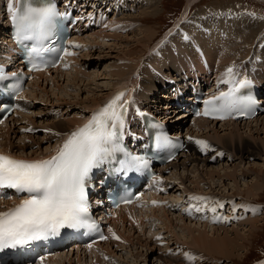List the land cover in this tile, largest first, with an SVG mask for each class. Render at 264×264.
<instances>
[{
    "label": "rangeland",
    "instance_id": "1",
    "mask_svg": "<svg viewBox=\"0 0 264 264\" xmlns=\"http://www.w3.org/2000/svg\"><path fill=\"white\" fill-rule=\"evenodd\" d=\"M147 1L148 0H143V3ZM187 1L188 0H164L163 3L159 4L160 11L162 12L159 17L155 18L153 16H147L145 18V22L147 23H145L146 25L144 27L152 26V28L156 30L152 41L147 37H141V41L139 42L134 40L133 35L137 32L135 30V25L133 28H131V30L129 28L122 29L116 25L117 22L114 21L117 20V18L120 19L122 17H125V14H127L124 13V11H122L123 13H119L117 15L116 12H119V10L117 9L115 13L111 12V16H109L110 13L108 14V16H105L108 19L105 20L104 17V20L106 22H110L112 19L111 22L113 27L111 26L110 29L109 27H107V23L102 28L104 30H100V27L95 29L93 32L85 33L82 37L85 39L84 42L86 40L87 41L74 49V54L69 57L68 63H70V60L73 59L72 57H74L75 60L72 65L69 64V68L64 71L61 70V72L63 73L61 79L55 83H52V78H49L48 82L46 83L45 81L41 80V89H39L38 92H34V94L36 93L37 95L33 96L32 91L31 93L29 92V97L28 99H24V104L26 105V107L33 109L28 113L20 114V116H18L19 118L24 117L23 122L20 124L21 126L23 125V128L20 129L23 131V133H20L19 131L16 135L11 133L12 142L19 143L20 145H25L30 142V144H33L32 146L34 147L25 148L26 153H32L33 151H35V149H38V146H40L41 149H38L39 152L41 151L45 154V152L48 151L46 150L48 149V147H50L49 149H53L57 145L56 138H51L50 140L48 139L50 133L47 130L46 126L50 125V123L56 119L64 117V120H68V118L72 117V115H78V109H81V107L84 106L83 104L87 105L90 101V98L104 96L105 94H107L109 90L113 88V84L117 83L116 81L119 82V87L127 86V88H129L128 84H124L123 86L122 83L128 82L129 78L135 79V75L137 73L139 75L137 76V79H139V77H143L142 75H144V73L143 71H141V69H144L145 71V69L150 67H154L159 71L154 70V72L152 73L151 70L150 73L145 76L147 79L155 82L156 76L158 75L155 83H161L162 77L163 79L171 78V71L173 72V70H180L182 65L178 64L177 70H175L173 68L175 64L172 61L171 57L168 56V53L176 54L178 51V47L182 45V41H187L188 45L191 46L193 45V43H197L195 37V40L193 38L191 39L192 35L201 37L199 36V34H201L203 30L214 31L213 28L205 26L207 25L206 22L208 21V15L216 14V12H221L223 14L229 11L239 14V11H241L243 14H250V16L256 17L257 15L259 18H256L255 20H259L260 22L264 21V2L262 0H195L192 6L194 8H191V12L186 15L184 21L179 23V19L183 14L184 9L186 8ZM113 3L114 1L111 4ZM137 3L138 7L133 6L134 8H130V11L133 12V15H137L139 12L138 10L143 9L141 8L142 2ZM4 5H6V7H4ZM1 6L2 8L7 9V1L1 0L0 7ZM111 6L112 5L109 6V9L111 8ZM106 7L107 6L104 3L103 8ZM120 8L123 7L121 6ZM207 9H209V11H207L206 14L202 13L203 15H201V12H199L205 11ZM1 11L3 10H1L0 8V12ZM243 21H246V18H244V16H240V18H238V23ZM171 29L172 31L169 32ZM160 39H162V41H160ZM205 39L207 40V38ZM263 39L264 34L262 35L261 33L259 40H257V42L259 43H256L255 47L258 55L261 51L260 49L262 45H264ZM239 40L240 43H238L237 46H240L242 38L234 39V41ZM158 41H160V44L156 46ZM131 44L132 54H127V49H129L128 47H130L129 45ZM195 48L199 49L200 45H195ZM251 51L253 50L251 49ZM251 51L245 56L251 55ZM75 52H79L78 55ZM188 54H193V58L196 56L194 55L196 54V52L193 51H189ZM178 59L184 64L186 57H180ZM255 59L256 58L253 54L251 60ZM77 60L79 62H77ZM231 63L233 64V62ZM119 65H126L133 72L130 71L126 76L119 77L118 79V75L115 74L119 73L117 71V68L120 67ZM253 65L256 67V69ZM247 67L252 73L256 72L255 74H257V70L260 72V67L252 62H250ZM78 69L79 71H77ZM234 69L237 68L234 67ZM156 71L158 72L157 75L155 74ZM80 72L83 73L81 76L82 78L80 77L81 80L77 79L72 81L75 76H77L76 74H80ZM53 75L55 76V73ZM226 79L227 77L224 76L222 80ZM138 91L142 94L146 93L148 97L146 100L144 99V97H141L139 99L140 103H142V101L145 102L144 104H150L151 102H153L155 103V105H158L160 106V108H162L161 105L156 104L155 100L153 101V99H156L155 97H157V99L159 100L163 99V96L161 97L158 92L156 95H153L150 93L149 88L143 86L139 87ZM41 95H43V97ZM32 96L33 98L35 97L34 100ZM65 100L69 101L67 106L73 107V109L71 110L72 113L65 112L67 106L65 107L58 105ZM161 101L163 102V100ZM49 103L52 104L51 106H53V109L49 105ZM65 103L66 102H63V104ZM102 104L105 105L104 102ZM97 108L98 107H96L95 110ZM16 119H12V122L7 124L6 128H11L18 125ZM234 122L243 124V122H246V120ZM258 124L259 125L254 126L251 131L257 132L256 130L260 128L259 137H264V129H262L264 128V121L259 120ZM217 126V130H221V134H227V132L230 130V128H228L226 132L221 128L220 124ZM211 127L212 124L209 127H203L204 129L202 128L200 132H194L193 130L191 131L190 135L193 134L192 136L198 137L199 140H204L207 142L211 141L213 140H210L211 135H215L212 131H210ZM26 128H31L32 131H25ZM241 129V131H245L246 128L244 129V126H242ZM251 131L248 130L245 132L250 133ZM187 132L189 131L187 130ZM19 136H21L22 138H20ZM24 139H26V141ZM50 143L52 144V146ZM219 144L221 145V143ZM15 145L17 146V144ZM219 148L220 147H212L211 150L208 149V151L204 154H195L189 156L190 159H193L196 156L198 157V160L195 163H191L189 162L191 160H187L186 158L181 157L180 161L185 160L187 166L184 167L182 165L184 163L181 162L178 170H174L171 168L172 170L168 171L166 177H169L167 179L169 182L176 183L180 179V176H182L185 181L184 186H180L181 188L179 187L180 189L178 190V188L174 185L169 188V186L172 185L169 184L167 187V189H169V194L161 197L154 194V198L158 201V203L154 205V207H156L154 212L150 210V207L149 209L143 211L146 214V218H148L147 223L144 226L135 224L131 228V230L128 229L127 231H125L126 236H130V242H121L118 244V246L112 245L110 246V248L106 247V249H109V251L113 250V252L108 253V256H106L105 258H103L105 250L100 251V249H98L96 252L94 250L92 255H96L97 257H99V254H101V260L99 263L178 264L183 262L184 264H191L189 262L190 260L193 262L192 264H264V188H262L261 191L257 194L258 197L256 199H252L253 202L248 203V195H246L247 183L251 184L252 181L254 183L258 180L259 182H263L262 178L264 174L260 172V163H258L263 162L261 161L262 157L261 159H258L259 157L251 156L250 158H245L242 162H240L239 159H236V157L231 154L232 149L230 147L227 152H221L223 149ZM221 153L223 155H221ZM213 157H215V159H213ZM213 168L219 169L221 174H223V172L226 170L238 168V181H236L235 183L231 178H221L218 174L211 175L209 171H211ZM240 189L243 192V196L238 194V190ZM189 196H204L210 198L207 201L206 207V212L208 213H206V216L203 215L204 220L200 219L199 214H201V212L194 215L193 213H189V211H187L189 208H192L191 206L188 207V205L192 203V200L189 199ZM164 198L167 199V204H161V201ZM195 202H198L200 207L205 206L203 201L196 200ZM218 202H221V204H223V207H217L216 213H212L211 211L207 210L208 208L210 209L211 207H214V205L218 204ZM175 204H177V207H175ZM245 205H250L252 209L250 207L244 209ZM254 212H256L258 215H262L263 217L261 218V221H259L256 225L249 226L244 222L247 221L246 217H251L252 214H255ZM257 214L255 215L257 216ZM214 217H227V219L221 218L214 220ZM225 220H229L225 224L227 226L226 230H229L231 227L234 228V226L237 229H241V232H243L242 230L246 228L248 229L246 232V237L242 241L246 245L245 253L243 256H235L230 259H225L222 256H217L214 259H208L207 256L203 255V252L207 253L205 250H203L202 252L199 247H196L189 243L192 241V234L189 233L190 230L188 228H193L196 235H198V232H200L201 229L202 231L213 232V228L220 226L221 223ZM238 224L239 226H237ZM240 224L243 225L241 226ZM120 230H122V228H120ZM219 230H221V228ZM222 231H224V229ZM116 233L117 234L114 233L115 237H120V235H118V232ZM210 234L212 235V233ZM137 239H141L144 242L143 245L138 244L140 241ZM115 241H117L116 238L114 239V242ZM144 244L146 245V247ZM150 246L152 249L150 248ZM148 247L150 248L149 250ZM198 251H200L202 255V257L200 258L196 256ZM158 254L161 257H158ZM189 256L193 257V259H189ZM87 258L88 260L85 264H90L95 259L90 258V256H88ZM75 259L76 256H73L72 264H77Z\"/></svg>",
    "mask_w": 264,
    "mask_h": 264
},
{
    "label": "bare ground",
    "instance_id": "2",
    "mask_svg": "<svg viewBox=\"0 0 264 264\" xmlns=\"http://www.w3.org/2000/svg\"><path fill=\"white\" fill-rule=\"evenodd\" d=\"M6 1H7V6H8V0H6ZM67 1H69V6L75 11L76 16L81 15V17H84V13H86V12L82 13V11H89V10L91 11V10H94L95 7L103 8L104 3L107 7L112 5L110 10L113 13H115L118 9L119 12H116L117 15L119 13H123L122 11H124V13H127V14H125V17H122L120 19L117 18V20H115L114 22H117L116 25L122 29L129 28L131 30V28H133L135 25L136 29L135 28L134 29L137 32L134 33L133 38H134V40L139 42V41H141L140 40L141 37H147L151 41L154 38L153 36H154L156 30L153 29L152 26L151 27L150 26L144 27L146 25L145 23H147V22H145V18L147 16H153L155 18L159 17L162 13L160 11V5L159 4L163 3L164 0H148L147 2H144V3H143V0H91V1H88V0H67ZM113 1H114V3L111 4ZM262 1L264 2V0H262ZM14 2H16V0H14ZM137 2H142L141 8H143V9H139L138 14L133 15L132 14L133 12L130 11L131 10L130 8L133 6L138 7ZM194 2H195V0H188L187 1L186 8L184 9L183 14L179 19L180 20L179 23L184 21V18H186V15L191 12L190 9L194 8V7H192ZM118 3H119V5H118ZM121 6L123 8H120ZM228 6H232V5H228ZM0 8H1V10H3L0 12V19H2L5 16L4 12L7 9L2 8V6ZM207 11H209V9H207L205 11H199V12H201V15H203L202 13L206 14ZM109 13H110L109 11L108 12L101 11L99 13V15L95 16L94 23H99V24L102 23V24H100V27H101L100 30H104L102 28L107 23H108L107 27H109L111 29L112 19L110 22L105 21V20H108L107 17H105V16H108ZM134 16H137V17H134ZM240 16H244V18H246V21L238 23V18H240ZM104 17H105V20H104ZM116 17H114V18H116ZM256 18H259V17L257 15H256V17L250 16V14H247V13L243 14L241 11H239V14H236L234 12L229 11V12H225L223 14L221 12H216V14L208 15L207 16L208 21L206 20L207 25H205V26L213 28L214 31H209V30L208 31H206V30L202 31L201 30L202 33L199 34V36H201V37H197L194 35L191 36V39L192 38L194 39V37L196 38L197 43H193V45L191 46V45H188L187 41H182V45H180L178 47V51L176 54H174V53L169 54L168 53V56L171 57L172 61L175 64V65L173 64L174 65L173 68L177 70V66H178V64H180V65H182L181 69L188 70V74L190 75V74H192L190 72V70H192L190 68L191 62L192 63L194 62V65L197 68H204V67L207 68L206 64H207V62L208 63L210 62L209 68L211 70H213L211 77H213V79L215 80V83L217 85V84H223L222 82L220 83V81L224 78V76H225L224 73H225L226 69L234 66L237 68V69H234L235 72L237 73V75H236L237 77H235L236 79H243L244 77H247L248 79H251L255 82H257V81L262 82V87H264V45H262L259 55L255 50L256 43H259V42H257V40H259L261 33H262V35L264 34L263 33L264 21L260 22L259 20H255ZM179 23H177V24H179ZM176 25H175V28H176ZM100 27H95V29L100 28ZM90 30H92L91 27H90V29H88L87 25H85V26H80L79 29L72 30V33L73 34H79V33L82 34L79 36V38L77 40L79 42L81 41L84 44L87 40L84 42L85 39L82 36L85 33H89ZM93 31H91V32H93ZM171 31H172V29L169 32H171ZM5 37H6V33L4 35H2V33H0V42L2 40H5V41H8L6 43L7 45L13 46L14 44H13L12 39L11 38L5 39ZM205 38H207V40ZM239 38H242V40H241L240 46L239 45L237 46V44L240 43V40L234 41V39H239ZM160 41H162V39H160ZM160 41H158L156 46L160 44ZM263 41H264V39H263ZM261 44H259V45H261ZM195 45H200V48L199 49L195 48ZM129 46L130 47H128L129 49H127V54H132V44ZM251 49L253 51H251ZM204 50H205V52H204ZM189 51L196 52V54H194L196 56L193 58V54L192 55L188 54ZM250 51L252 52V54L245 56ZM78 53L79 52H77V55H78ZM253 54L256 58L255 60H251ZM180 57H186L184 64L178 59ZM72 58L73 59L70 60L71 65L73 64V62L75 60L74 57H72ZM191 58H193V59H191ZM68 59H69V56L67 57V60ZM77 62H79V61L77 60ZM231 62H233V64ZM250 62L257 64V66L260 67V72L258 70H257V74H255L256 72H254V73L250 72L249 68L247 67V65ZM66 65L68 68L69 63H66ZM255 69H256V67H255ZM61 70L62 71L66 70L65 65H64V67L55 68L54 70H51V71L48 70V72L38 73L36 75L35 79H33V81H31L29 83V87L27 88L26 93H24V97H26L28 99L29 92L31 93V91L33 93V96H36L37 94L36 93L34 94V92L35 91L38 92V90L41 89L40 88V86H41L40 81L41 80L45 81V83H46V82H48L49 78H52V83L58 82L61 79V77L63 76V73L61 72ZM151 70H152V73L154 72V70L159 71L158 69H156L154 67L147 68V69H145V71H144V69H141V71H143V73H144V75H142L143 77H139V79H137V76H139L137 73L135 75V79L129 78L128 82L122 83L123 86H124V84H128L129 88H127V86L122 87L121 85H120L121 87H119L118 86L119 82L116 81L117 83L113 84V88L111 90H109V92L107 94H105L104 96H97V97L90 98L89 99L90 101H89V103L87 102L88 103L87 105L83 104L84 106L81 107V109H78L79 110L78 115L77 114L72 115V117L68 118V120H64V117L54 120L53 122L50 123V125L46 126L47 130L50 133V134L48 133L49 138L48 137L47 138L49 140L51 138H56L57 139L56 140L57 145L61 141L63 142L71 132H73L74 130L79 128V125H81V123L84 122L86 120V118L90 117V115L92 114L93 111H95V108L98 107V105L99 106L103 105L102 104L103 102L106 105L114 96H116L120 92L125 93L124 99L128 100L129 102L137 101V99L139 100L141 97H144L145 100L148 98L146 93L142 94L138 91V88L142 87V86L149 88L150 93L153 95H156L158 92V89L161 88V83L163 82L162 85L165 84L164 80L166 78L163 79V77H162L161 83H155L157 80V76H158L157 75L158 72L156 71L155 74L157 76H156L155 82L147 79L145 76L148 75ZM77 71H79V69ZM117 71L119 73L115 74V75H118V79H119V77L126 76L132 70H130L126 65L125 66L121 65L120 67L117 68ZM82 72H84V71H82ZM82 72H80V74L75 73L77 76H75V78L72 81L77 80V79L81 80V78H82L81 76L83 74ZM136 72H137V70H136ZM54 73H55V76L53 75ZM171 73H172V71H171ZM159 77H160V75H159ZM59 86H60V84H59ZM210 89L212 90L213 88H209V90ZM43 91H44V89H43ZM40 94H41V92H40ZM173 94H175V95H173ZM176 95H177V93L163 94L162 95L163 99H164V97H167L166 98L167 102H164V103H166L165 105L160 104V103H162L161 100H163V99L159 100V99H157V97H155L156 99H154V100H155L156 104H159L161 106H165L163 108H167L170 106L169 104H167V103H169L168 100L172 99ZM33 96H32V98H33ZM41 96L43 97V95H41ZM34 98H33V100H34ZM63 102H66V103L63 104ZM63 102L58 104V105L66 107L69 103V101H67V100H65ZM144 103L145 102L142 101L141 104L144 105ZM151 103H153V102H151ZM49 105L51 106L52 104L49 103ZM51 107L53 109V106H51ZM139 107L141 110H143V108L141 106H139ZM32 109L33 108L27 107V111L25 110L21 114L28 113ZM72 109H73V107L67 106L65 109V112L70 113ZM186 117H187L186 113H184L183 111H180V113H178V119L177 120L173 119L172 117H169L168 120L171 121L173 126H178L179 123H182L186 120ZM23 120H24V117L16 119L18 125L14 126V127L6 128L7 124H5L0 128V151L1 152L3 151V152L10 154V155H14L15 157H19V155H20V156L29 157V158L41 157V156H44L47 153H49V151H51L52 148L49 149L50 147H48V149H46L48 151L45 150L46 152L44 154L41 151L39 152L38 149H41L40 146H38L37 147L38 149H35V151H33L32 153L31 152L26 153L25 148H33L34 147V146H32L33 144H30V142H28V144L20 145L19 143L12 142L11 133H13L14 135H16L18 133V131L20 133H23V131L20 130L23 128V125L22 126L20 125L23 122ZM259 120L264 121V115L260 116L259 119H256V120L252 119L250 121L243 122V124L242 123L240 124L238 122H234L231 120H228L227 122H209V121L204 120V119L195 120L192 123V127L187 128V130L189 132H187L188 133L187 134L188 140H187L185 152L179 157V159L175 160L174 162L169 164V166H167L164 169L163 175L165 177V180H166V178L167 179L169 178V177H166V174L168 173V171L172 170V169L178 170V168L181 165V162L184 163V164H182L184 167L187 166L185 160L180 161L181 157H184L187 160H191V161H189L191 163H193V162L195 163L198 160V157L196 156L194 158L192 157L193 159H190L189 156L195 155V154H204L205 152L208 151V150L207 151L201 150V147L196 144V141L199 140V138L196 136H192L193 134L190 135V133L193 130H194V132L195 131L200 132V130L203 127H209V126H211V124H212V127H211L210 131H212L215 135H211L210 140L211 139H213V140L208 141V144L210 145L209 150H211L212 147H216V148L220 147L221 149H223L221 152H224V151L227 152L229 150V147H230L232 149L231 154H233L236 157V159H239L240 162H242L243 159H245V158H250L251 156L252 157L253 156L259 157L258 159H261V157H262L261 161H263V162H258V163H260V169H261L260 172L264 174V137L263 136L259 137L260 128L256 130L257 132L251 131L254 126L259 125L258 124ZM11 121L9 123H11ZM219 124H220L221 128L225 131L228 128H230V130L228 132L226 131L227 134H221L220 133L221 130L220 131L217 130V127H218L217 125H219ZM242 126H244V129L246 128L245 131L249 130L251 132L246 133L245 131H241ZM262 129H264V128H262ZM43 131H46V130H43ZM172 133H173V135H176L175 132H172ZM19 137L22 138L21 136H19ZM189 137H191L192 139H189ZM24 140L26 141V139H24ZM44 140H46V139H44ZM258 140L260 141V143ZM62 142L60 143V145H62ZM219 143H221V145ZM15 144H17V146ZM51 146H52V144H51ZM30 151H31V149H30ZM48 155L51 156V154H48ZM220 157H221V155H220ZM237 169L238 168L226 170L223 172V174H221L219 169L213 168L209 172L211 175L212 174H218L221 178H223V177H225L226 179L231 178L236 183V181H238L237 180V177H238ZM209 172H206V173H209ZM161 176H159V178ZM262 179H263V182H259V180H258V181H255L254 183L252 181L251 184L247 183L246 195H248V198H247L248 203L253 202L252 199H256L258 197L257 194L261 191L262 188H264V175H263ZM178 181L176 183L175 182H173V183L169 182V183L165 184V186H164L165 182L164 183L161 182L160 186H164V188L166 189L169 184H172L169 186V188H171V186L174 185L179 190L182 186H184L185 181H184V178L182 176H180V179ZM168 191H169V189H166L164 192L169 194ZM161 192L162 191L157 192V194H155V195H157L159 197L164 196L162 194L164 192H162V193ZM238 194L243 196V192L241 189L238 190ZM141 198H142V200H140V201L142 202V204L134 203L130 207L124 206V207L119 208L114 213L115 216L110 222V227H109L110 237H109L108 241L101 243L97 246H92V247H96V248L89 250V253L86 255L82 254L80 252H77V254H72V255L70 254V255H65L63 257L54 258L53 260L49 261L50 264H72L73 256H76L75 260H76L77 264H85L86 261L88 260V258H87L88 256H90V258H92V259L95 258L90 264H100L99 262L101 260V257H100L101 254H99V257H97L96 255H92L94 250H95V252L98 249H100V251L105 250V254L103 256V258H105L106 256H108V253L113 252V250L109 251V249H106V247L110 248V246H112V245L118 246V244L121 242L129 243L131 239H130V236H126L125 231H127L128 229L131 230V228L135 224H137L139 226H144L147 223L148 218H146V214L143 211L149 209V207H150V210H152V212H154L156 207H154V205L150 204V202L155 201L156 203H158V201L154 198V194L152 195L151 192H149L148 195L146 196V198H147L146 200L143 197V194L141 195ZM166 200L167 199L164 198L161 201V204H165ZM195 201L196 200H194V201L192 200L191 201L192 203L189 204L188 207L194 206L196 203ZM9 203H10L9 201L0 202V211H3L4 207H6L5 205H8ZM219 204H221V202H218V204H216L214 206L219 207ZM175 207H177V204H175ZM188 207H186V208H188ZM248 207L251 208L250 205H245L244 209L248 208ZM205 211H206V209H205ZM250 211H253V210H250ZM206 213L207 212H204V211L201 212V214H199L200 219L204 218L203 215L206 216ZM254 213L257 214L256 212H254ZM255 214H252L251 217H248V218L246 217L247 221H245L244 223H247L249 226L250 225L254 226L259 221H261V218L263 216L258 215V214L256 216ZM228 221L225 220L221 223L220 226L214 227L213 232L202 231V229H201V231L198 232V235H196L193 228L192 229H191V227L188 228L190 230L189 233L192 234L191 235L192 241L189 243L191 245L199 247L202 250V252H203V250H205L207 253L203 252V255L207 256L208 259L209 258L214 259L217 256H222L225 259H230V258H233L235 256H243L245 253L246 245L242 241L245 239L246 232L248 229L246 228V229L242 230L243 232H241V229H239V228L237 229L234 226V228L231 227L229 230H226L227 226L225 224ZM240 225L242 226L243 224H240ZM237 226H239V224ZM120 228H122V230H120ZM220 228H221V230H219ZM223 229H224V231H222ZM115 231L118 232V235H120V237H119L120 239H117V241L114 242L115 235H113V234L114 233L117 234ZM210 233H212V235ZM137 240H139V239H137ZM139 241L140 242L138 244L143 245L144 242L141 239ZM145 247H146V245H145ZM150 248H151V246H150ZM150 248L148 247V250ZM157 256L161 257L159 254ZM196 256L199 258L202 257L200 251L197 252ZM196 256H195V258H196ZM159 260H160V258H159ZM189 262L191 264L193 263L190 260H189ZM182 263H178V264H182Z\"/></svg>",
    "mask_w": 264,
    "mask_h": 264
},
{
    "label": "snow or ice",
    "instance_id": "3",
    "mask_svg": "<svg viewBox=\"0 0 264 264\" xmlns=\"http://www.w3.org/2000/svg\"><path fill=\"white\" fill-rule=\"evenodd\" d=\"M18 2L21 7L14 6V0H8L15 39L31 57H43L45 53L52 51L47 45L58 30L61 18L67 13L60 12L51 0ZM63 51L65 55L72 54L66 49ZM47 66L43 60L31 64L33 70ZM224 75L227 79L221 82L233 84V87L228 92H221L218 97L213 96L207 100L208 107L203 115L229 112L239 100L237 92L251 83L247 77L234 80V66L227 68ZM6 79L7 76L0 67V81ZM124 96V92L118 93L93 113L92 118L71 132L56 153L49 158L22 159L0 152V199L12 198L4 193L5 189L24 194L26 197L12 207L0 211V250L31 246L35 242L58 236L63 229L97 228L91 216L88 188L94 170L113 160L115 154L122 151L121 141L130 103ZM220 100L225 103L218 105ZM216 118L224 119L226 116L219 115ZM2 122L0 120V123ZM196 144L204 151L210 147L204 140H197ZM115 163L119 165L118 171L125 173L139 172L148 166L142 157L131 154L115 160ZM154 178L158 181L160 179ZM191 199L203 201L205 206H192L187 211L191 212L194 208L196 212H203L210 198L192 196ZM124 203H131V200H125ZM219 207L222 208L223 204H219ZM207 210L216 213L217 207ZM216 219L220 218L214 217V220ZM115 238L120 239L118 236ZM100 239L107 237L101 235ZM188 258L193 259L191 256ZM39 259L42 261L44 257Z\"/></svg>",
    "mask_w": 264,
    "mask_h": 264
}]
</instances>
